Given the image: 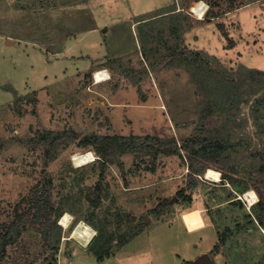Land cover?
I'll list each match as a JSON object with an SVG mask.
<instances>
[{"label": "rangeland", "instance_id": "374dc122", "mask_svg": "<svg viewBox=\"0 0 264 264\" xmlns=\"http://www.w3.org/2000/svg\"><path fill=\"white\" fill-rule=\"evenodd\" d=\"M87 1L0 0V229L13 219L17 206H29L24 200L45 176L53 181V199L61 214L74 217L69 229L59 224L60 218L57 221L59 249L46 252L38 226L33 225L17 246L8 247L2 264L15 260L17 264H196L203 256H209L212 264H264V229L251 223L252 207L259 199L248 203L239 186L224 181L219 168L212 167L221 174L219 182L204 176L192 182L189 163L181 156L161 155L155 160L153 155H116L103 167V157L92 146L83 147L86 137L150 135L175 138L181 146L189 138L205 135L201 114L206 97L198 92L201 83L193 81L197 67L166 65V60L165 72H156V77L151 75L160 67L152 66L156 58L137 68L131 57H110L115 74L92 72L95 67L87 74L81 70L104 60L107 44L110 52H136L127 21L150 22L171 7L184 11L186 17L178 20L184 29L183 45L200 52L206 87L211 85L213 69L236 76L241 67L264 70V0ZM215 14L220 16L212 17ZM171 17L141 25L138 38L141 31L144 41L150 42L151 29L155 36L165 30L160 39L169 40L175 23ZM99 23L103 32L110 23L116 26L105 34L84 37ZM69 46L72 55L64 66L52 54ZM85 47L90 58L82 54ZM98 71L108 73L107 86L95 84ZM263 95L264 91L249 103L245 98L233 111L236 118L226 114L206 121V130L230 125L234 145L226 155L231 165L248 170L264 159L253 157L264 149V135L253 116L256 100ZM260 115L264 125V107ZM45 131L79 135L47 166L41 147L23 143ZM87 151L93 152V161L75 167L73 155ZM226 173L247 182L244 176ZM167 200L169 208L164 206ZM159 206L163 212L156 215L153 210ZM79 221L97 232L85 247L70 238ZM134 233L137 236L123 244Z\"/></svg>", "mask_w": 264, "mask_h": 264}, {"label": "trees", "instance_id": "16d2710c", "mask_svg": "<svg viewBox=\"0 0 264 264\" xmlns=\"http://www.w3.org/2000/svg\"><path fill=\"white\" fill-rule=\"evenodd\" d=\"M183 13L184 11L177 12L176 7H171L164 12L158 13L156 17L150 18V22H156L155 24H157V21H160V19L167 21L168 18L172 16L171 18H174V21L171 22L175 23L173 26H170L169 32L170 36L174 38L173 41L169 35V40L167 37L165 40L160 39L162 38V33H166L165 30L160 31V34L155 36L151 29H149L150 42L144 41L141 31L140 33L138 31V33L146 61L150 60L152 57L158 59V61L154 62L155 64H150L154 68L163 65L166 60L168 61L166 65L186 68H191L193 66L195 68L197 67L194 70L196 74L193 75V81L196 84L201 83L198 92H200V95L206 97L204 110L201 114L202 131L206 134L189 138L185 140L181 146H179L175 138L164 140L150 135L86 137L82 140L83 147L88 148L92 146L98 156L101 155L103 160H105L102 162L103 167H105L106 162H109L110 158L115 159L116 155H153L155 160L161 155L181 156L186 158L189 163L188 176L192 182L197 181V177L204 176L207 170L213 169V166L217 167L221 170L225 182L227 181L229 184L239 186L241 193L244 194L243 197L246 198L248 203L253 205L259 199L252 207L254 220H251V223L255 224L257 222L258 226L264 229V159L259 165L248 170L244 169L242 165H231L226 155L229 146L232 147L231 145H234L231 144L232 136L229 133L230 125L224 123L214 130H206L205 127L207 119L212 116L228 114L231 118H236L233 111L239 107L240 103L243 102L245 98L246 103H249L253 96L263 92L264 70L241 67L240 72L236 76L235 74H225L226 72L223 73L221 70H211L210 68L212 82H210V86L207 84L206 87V83H204L206 80L203 75L204 70L203 67H201L200 52L191 51L183 45L182 32L184 29H181L182 26H180V22L178 21L186 17ZM219 16L220 15L215 14V16L212 17ZM150 22H142L139 24L138 28ZM148 45H150L149 48L147 47ZM201 79H203V81H201ZM245 87H248V90L241 93L242 89ZM256 104L257 107L254 108L253 116L256 126L264 135V125L261 124L262 118L260 115V111L264 107V95L256 100ZM78 139L79 135L72 131H45L40 132L37 137L30 138L29 141H23V143L27 144V142H29L27 145L33 144L36 147H41L46 160L45 166H47L50 161L57 158L62 146L73 144ZM233 148L235 147L233 146ZM182 152H186L188 155L184 157ZM262 155L264 156V149L261 152L255 151L253 153V157L257 158H260V156L262 157ZM226 172L233 173L237 176H244L247 182L238 180L237 177H232ZM251 188L255 191L249 190ZM53 189L54 185L52 179L45 176L42 183L36 184L32 188L30 197L24 200L29 206L27 208H22L21 205H19L14 209L13 219L4 224L0 229V264L3 263L8 254V247L17 246L23 234L33 225L38 226L44 245L47 246H44L46 252L59 249L60 238H58L57 235L60 226L57 224V221L63 214H61L60 208L54 202ZM179 195L182 197L184 191ZM188 199L190 200L191 198L189 197ZM99 202L100 199L98 200V203ZM164 203L165 208L170 207L169 200L164 201ZM162 212L163 209L161 206L153 210V213L156 215H161ZM136 236L137 234L134 233L126 238V240H123V244H127ZM93 252L100 259L103 257L98 250L93 249ZM13 262L17 264L18 261L15 260Z\"/></svg>", "mask_w": 264, "mask_h": 264}, {"label": "crops", "instance_id": "0c3cea01", "mask_svg": "<svg viewBox=\"0 0 264 264\" xmlns=\"http://www.w3.org/2000/svg\"><path fill=\"white\" fill-rule=\"evenodd\" d=\"M90 0H88L87 2H89ZM88 19H91V18H88ZM150 19V18H149ZM143 21H145V20H142V19H139V20H135V21H133V20H130V21H127V24L128 23H130L131 24V31H132V34H133V38H134V48L136 49V52H134V53H132L131 51L130 52H115V50L113 51V52H110V50H111V48H109V46H108V41L106 40V50H108V55L107 56H105V57H103V58H105L104 60H98V61H96L94 64H92V66H90V67H87V69H85V68H81V70H83L84 72H85V74H87V73H89L94 67V69L92 70V72H95V71H97V70H106V71H109L111 74L112 73H114V68H112L111 67V65H109L110 63V61H111V58L110 57H112L113 59H115V58H117V59H120V58H123V57H131V60L130 61H132V66H135V67H139V68H141L142 67V65H148V63H147V61H146V59L144 58V55L142 54V49H141V43H140V39L138 38V36H137V33H136V31H137V28H138V24L140 23V22H143ZM108 24V23H107ZM114 26H116V24H113V23H110V24H108L107 25V27L108 28H110V29H113L114 28ZM104 28V25H101L100 23L99 24H94V25H92V27H89L88 28V31H87V33H85L84 34V37H87L88 35H91L92 33H94V32H100V33H102V34H105L106 32H108L109 31V29L108 28H106L105 30H104V32L102 31V29ZM130 28V27H129ZM106 36V35H105ZM105 39V38H104ZM107 39V38H106ZM39 40V39H38ZM6 42V41H5ZM16 44H17V42H15ZM40 44V46H42V43H39ZM8 46H11V44L10 45H8ZM71 48V46H69V47H67V48H65V49H59V50H57V51H54L53 52V57H55L56 59H54V60H56V62H59V63H61V64H63L64 66H67V62H68V60H67V58L69 57V55H72L71 53H72V50L70 49ZM85 52H83L82 54L85 56V57H87V58H90V54H89V50H88V47H85ZM133 58H134V60H133ZM53 59V58H52ZM110 59V60H109ZM141 64H140V63ZM144 63V64H143ZM165 70H166V67H165V65H161L160 67H158L157 68V70L156 71H154V73H152L151 75L153 76H156L157 77V75H156V72H159V73H163V72H165ZM66 71V70H65ZM115 74V73H114ZM125 75H127V71L125 72ZM155 78V77H154ZM155 81L157 82V78H155ZM107 83H108V81H106V82H102V83H98L97 81H96V85H99V88L100 87H105V86H107ZM124 95L125 96H132V94H128V93H124ZM163 105V104H162Z\"/></svg>", "mask_w": 264, "mask_h": 264}, {"label": "bare ground", "instance_id": "6f19581e", "mask_svg": "<svg viewBox=\"0 0 264 264\" xmlns=\"http://www.w3.org/2000/svg\"><path fill=\"white\" fill-rule=\"evenodd\" d=\"M108 79L109 77L107 72L97 73L94 76V80H96L98 83L105 82ZM94 158L95 156L92 151H87L84 153H76L73 155V164L75 167L80 168L90 164ZM204 177L207 180L214 182H219L221 180L220 172L215 171L213 169L207 170ZM73 220L74 217L70 213L65 212L60 218L59 224L64 229H69ZM96 233H97L96 230L92 228L87 222L79 221V223L75 226V228L71 232L70 238L76 240L78 243H80L82 246L85 247L91 244L93 238L96 236Z\"/></svg>", "mask_w": 264, "mask_h": 264}, {"label": "water", "instance_id": "95a60500", "mask_svg": "<svg viewBox=\"0 0 264 264\" xmlns=\"http://www.w3.org/2000/svg\"><path fill=\"white\" fill-rule=\"evenodd\" d=\"M110 161H112L111 158H110ZM196 264H212V261L210 260L209 256H203Z\"/></svg>", "mask_w": 264, "mask_h": 264}, {"label": "built area", "instance_id": "2783aa9c", "mask_svg": "<svg viewBox=\"0 0 264 264\" xmlns=\"http://www.w3.org/2000/svg\"><path fill=\"white\" fill-rule=\"evenodd\" d=\"M105 71H98V72H96L95 74H97V73H104ZM95 74H94V76H95ZM109 77V76H108ZM110 78V77H109Z\"/></svg>", "mask_w": 264, "mask_h": 264}]
</instances>
